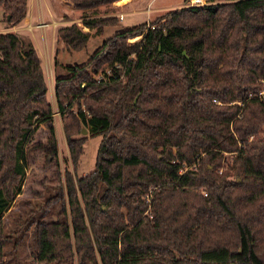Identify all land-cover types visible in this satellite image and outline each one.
Here are the masks:
<instances>
[{"label": "trees", "instance_id": "16d2710c", "mask_svg": "<svg viewBox=\"0 0 264 264\" xmlns=\"http://www.w3.org/2000/svg\"><path fill=\"white\" fill-rule=\"evenodd\" d=\"M68 1L82 12V26L58 30L70 52L118 23L113 4L122 0ZM189 1L56 72L75 173L89 138L101 137L84 176L55 164L54 112L34 43L0 32V264L5 215L33 150L55 166L56 194L45 204L59 203L61 215L34 222L41 264H264V0ZM27 8L28 0H0L12 27Z\"/></svg>", "mask_w": 264, "mask_h": 264}, {"label": "rangeland", "instance_id": "374dc122", "mask_svg": "<svg viewBox=\"0 0 264 264\" xmlns=\"http://www.w3.org/2000/svg\"><path fill=\"white\" fill-rule=\"evenodd\" d=\"M129 3L133 5L126 7ZM122 4L124 5L123 9L118 8L116 10L118 23L107 27L103 35L92 36L85 49L79 52H70L63 48L61 44H58L60 49L57 55L59 65H54L56 62L55 58L53 63L48 65V68L43 64L48 85L50 84L48 98L53 105H56L54 86L56 72L66 74V72L61 71L62 65L72 66L86 63L102 46L104 41L115 33L143 23H151L156 18L183 7L184 0H126ZM105 9L106 7L100 8V14H103ZM31 11H34L35 15H37L38 11H41L45 22L52 23L55 21L58 23V26L55 28H50L49 34L52 39H54L56 32L67 24L79 23L82 26L80 23L82 12L75 10L68 0H30L28 16ZM90 15L93 14L90 13ZM35 20H37V17ZM37 23L39 22H33L34 25ZM14 27L4 20L3 13L0 11V32H13ZM138 39L129 40L128 44H132ZM56 122L55 128L59 155L55 164H58L62 175L64 170H69L75 177L76 175L84 176L93 172L101 137L89 138L85 144L84 153L75 173L67 141L63 133L62 121L60 118H57ZM46 132L47 129L42 126L38 131L37 141L41 140L45 142ZM85 135L89 136L88 131ZM30 159L32 164L27 172L21 193L5 215L6 233L8 236L6 246L7 264H41L37 262L36 258L37 247L34 237V222H57L61 219L59 203L49 206L45 204L48 199L54 197L56 194V190L53 187L56 175H54L55 166L49 169L45 168V154L39 150H33L30 154Z\"/></svg>", "mask_w": 264, "mask_h": 264}, {"label": "crops", "instance_id": "0c3cea01", "mask_svg": "<svg viewBox=\"0 0 264 264\" xmlns=\"http://www.w3.org/2000/svg\"><path fill=\"white\" fill-rule=\"evenodd\" d=\"M124 1H126V0H122V1L114 3L113 7L117 8V9L118 8L123 9L124 5L122 3ZM132 5H133L132 3H129V5H126V7L132 6ZM29 6H30V0H28V8H27V14H26L25 19L20 24H18L14 27L13 32H15L21 36L28 37L32 40V42L34 43V45L37 49V52H38L40 58H41L42 66L44 64L48 68V65L53 63L54 58L56 57L55 53H56V50L58 48V31L56 32L54 39L50 38L49 31H50V28H52V27L55 28L56 26H58V23L55 21H53L52 23L45 22L44 16H43L41 11H38L37 15H35L34 11H31L30 15L28 16ZM35 16L37 17V20H35V18H36ZM34 21L35 22L37 21L39 23L34 25L33 24ZM68 25H70V24H67L66 26H68ZM66 26H64V27H66ZM46 29H48V30H46ZM85 29L88 30L87 28H85ZM43 68H44V66H43ZM48 87H50V84L48 85ZM48 93H49V91H48ZM55 100H56V97H55ZM52 107H53V110H56L57 101H56V105L52 104ZM57 118H60V117H56L54 119L55 126L57 125V122L55 123V120H57ZM61 121H62V119H61ZM61 124L63 126V122H61ZM63 133H64V128H63Z\"/></svg>", "mask_w": 264, "mask_h": 264}, {"label": "built area", "instance_id": "2783aa9c", "mask_svg": "<svg viewBox=\"0 0 264 264\" xmlns=\"http://www.w3.org/2000/svg\"><path fill=\"white\" fill-rule=\"evenodd\" d=\"M208 3H209L208 0H190L188 5H189V6H204V5L208 4ZM106 72H107L108 74H111V70H110V69H107ZM102 75H103V74H99L98 77H99V78H102ZM260 96H264V92H263V91L261 92ZM53 112H54V114H53L54 119H55L56 117H60V118H61V115H60V113H59V111H58V107L56 108V110H53ZM61 119H62V118H61ZM223 170H224V168H221L219 172L222 173ZM182 172H183V170H182ZM205 195H206V194H205Z\"/></svg>", "mask_w": 264, "mask_h": 264}, {"label": "water", "instance_id": "95a60500", "mask_svg": "<svg viewBox=\"0 0 264 264\" xmlns=\"http://www.w3.org/2000/svg\"><path fill=\"white\" fill-rule=\"evenodd\" d=\"M83 133H84V135L87 134V130H84Z\"/></svg>", "mask_w": 264, "mask_h": 264}]
</instances>
